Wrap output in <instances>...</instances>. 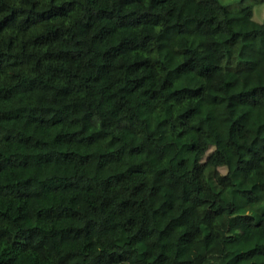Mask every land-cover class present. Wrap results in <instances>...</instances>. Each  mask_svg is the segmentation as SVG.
<instances>
[{
    "label": "trees",
    "instance_id": "trees-1",
    "mask_svg": "<svg viewBox=\"0 0 264 264\" xmlns=\"http://www.w3.org/2000/svg\"><path fill=\"white\" fill-rule=\"evenodd\" d=\"M261 61L249 6L0 0V264H264V84L205 85Z\"/></svg>",
    "mask_w": 264,
    "mask_h": 264
},
{
    "label": "rangeland",
    "instance_id": "rangeland-1",
    "mask_svg": "<svg viewBox=\"0 0 264 264\" xmlns=\"http://www.w3.org/2000/svg\"><path fill=\"white\" fill-rule=\"evenodd\" d=\"M220 3L229 6H249L251 17L257 22H264V0H218ZM75 39L80 47L84 44L81 42V32L75 33ZM113 41L121 49V54L115 62V74L121 76L128 73L127 65L131 62V51L134 48L132 31L128 28H119L113 34ZM199 56L205 61H211L207 51L199 53ZM98 64L96 75V89L89 96V104L93 109H103L105 107V95L108 91L109 81L105 77V71L100 57L95 58ZM256 84H264V61H261L257 68L250 72L235 75L229 71H219L214 76L205 80L206 87L216 94H228L234 85L249 87ZM207 195V194H204Z\"/></svg>",
    "mask_w": 264,
    "mask_h": 264
}]
</instances>
